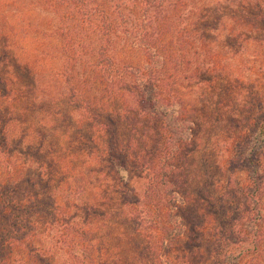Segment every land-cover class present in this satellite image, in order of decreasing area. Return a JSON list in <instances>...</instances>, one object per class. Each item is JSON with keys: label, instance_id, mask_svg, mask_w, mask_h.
<instances>
[{"label": "trees", "instance_id": "trees-1", "mask_svg": "<svg viewBox=\"0 0 264 264\" xmlns=\"http://www.w3.org/2000/svg\"><path fill=\"white\" fill-rule=\"evenodd\" d=\"M48 1L60 21L65 19L70 24L49 32L54 41L58 39L57 35L64 41L60 45L54 44L49 57L64 51L63 73L72 83L64 97L70 104L77 101L81 120L85 119L106 139L103 149L97 147V156L101 158L103 168H108L119 180L124 205L131 207L129 217L144 248L140 262L146 254L145 264L155 263L152 251L158 249L164 264H264V168L261 167V156H240L239 162L255 161L258 166L249 174L250 190L244 192L242 201L233 207H229L234 205L232 201H219L217 207L220 206L221 216L216 227L208 229V237L205 232L197 231V226H193L184 213V205H191L186 203L185 197L188 181L184 173H189L188 166H192L188 158L192 151L188 147L195 141L200 124L187 113L181 99L184 86L178 85V75L189 64L185 43L202 37L198 10L184 14L185 9L180 5L186 0H175L172 9L166 8L167 0ZM9 3V8L19 10L22 0H9ZM92 4H95L93 10L89 7ZM100 4L104 6L103 13L99 11ZM102 14L103 19H100ZM8 18H2L0 22V58L8 62L9 57L16 66H23L20 69L33 77L35 96L36 90L40 89L38 76L41 78L46 70L41 58L46 52L37 42L43 37L41 18L31 20L27 17L28 31L23 38L36 41L38 55L30 51L19 55L11 52L15 30H5L2 26ZM75 27L80 28L79 41L73 35ZM169 37L173 45L167 44ZM123 39V46L128 42L132 53H141L138 61L131 58L121 62L119 55L125 49L118 45ZM75 41L79 57L73 53ZM31 57H34L32 65L28 63ZM19 60L24 64H19ZM4 62L0 59V65L3 64L0 85L3 75L9 73ZM102 66L107 75L106 94H91L83 86L89 78L99 75ZM84 68L87 71H82ZM7 86L5 82L4 98L11 94ZM49 93L51 99L63 95L61 91L49 90ZM13 122V118L6 119V113L0 111V264H55L54 257L59 249L69 254L66 264H90L93 253L89 248L95 251V247L91 238H86L88 231L75 221L77 213L65 211L66 208L54 200L39 212L45 213L58 227L60 243L54 244L49 256L41 246L37 230L40 221L31 219L26 213L28 210L23 209L26 206L22 192L25 183L15 179L10 163L5 165L9 158L8 126ZM126 131L130 133L127 139ZM134 133L136 135L132 137ZM244 141L248 142L247 139ZM200 199L210 202L205 194L200 195ZM207 223L208 219H205L203 224ZM190 234L195 243L204 239L209 244L208 256L203 260L196 255L202 251V243L182 246L183 239ZM141 235L147 236L148 240ZM98 262L91 264H100Z\"/></svg>", "mask_w": 264, "mask_h": 264}, {"label": "rangeland", "instance_id": "rangeland-1", "mask_svg": "<svg viewBox=\"0 0 264 264\" xmlns=\"http://www.w3.org/2000/svg\"><path fill=\"white\" fill-rule=\"evenodd\" d=\"M9 4V0H0V22L9 16L2 26L5 30H15L11 52L19 55L30 51L38 55L36 41L23 39L28 31L27 17L31 20L41 18L43 37L37 42L46 52L41 56L46 70L41 78L37 75L40 89L36 90L35 96L33 77L20 69L23 66H16L9 57L8 62L0 58L9 71L3 75L0 85V111L6 113V119H14L8 126L9 158L5 165L10 163L15 179L25 183L22 192L26 206L23 209L28 210L26 213L31 219L40 221L37 230L41 246L49 256L54 244L60 243L58 227L45 213L39 212L54 200L66 208L65 211L77 213L75 221L88 231L86 238H91L95 247V251L89 248L93 253L90 264L94 261L145 264L146 254L140 262L144 248L129 217L131 207L124 205L121 184L114 173L103 168L102 160L97 156V147L103 149L106 139L85 119L81 120L77 101L70 104L64 97L67 96L65 91L67 93L72 87L63 73L64 51L49 57L54 44L64 43L59 35L54 41L49 32L60 25L69 26V22L60 21L48 0H22L19 10L9 8ZM100 5L99 11L104 10ZM174 5L175 0L166 1L167 9ZM180 6L184 7V14L198 10L197 16L201 18L198 27L202 34L198 41L185 43L189 64L178 75V85L184 86L181 99L187 113L200 124L195 141L188 147L192 151L188 155L192 166H188L189 173H184L188 181L185 197L186 203L191 205H184V213L193 226H197V231L205 232L208 237V229L216 227L221 216L220 206L217 207L219 201H232L234 205L229 207H233L242 201L243 193L250 190L248 177L258 166L255 161L239 162L240 156H261V167L264 168V147L261 148L264 144V0H186ZM89 7L93 10L95 4ZM99 18L103 19V14ZM80 28L73 30L78 41ZM124 41L118 45L125 49L119 55L121 62L141 58V53H132L128 42L123 46ZM167 44L173 45L170 37ZM78 50L75 41V56ZM33 59L31 57L28 63L32 65ZM19 62L24 64L22 60ZM196 65H199L198 69ZM106 77L105 66H102L96 79L89 78L83 87L91 94L102 92L105 95ZM5 82L11 93L9 100L2 97ZM49 90L61 91L63 95L51 99ZM124 135L127 139L130 133L126 131ZM204 194L210 202L200 199ZM205 219H208L207 226L203 224ZM141 236L148 240L147 236ZM199 243L203 245L202 251L196 255L203 260L208 256L209 248L204 239L195 243L190 234L183 239L182 246L193 247ZM157 251H152L155 263L148 264H164L161 251ZM87 255L89 257L88 252ZM94 255H97L95 259ZM68 256L64 249H59L54 257L55 264H66Z\"/></svg>", "mask_w": 264, "mask_h": 264}]
</instances>
